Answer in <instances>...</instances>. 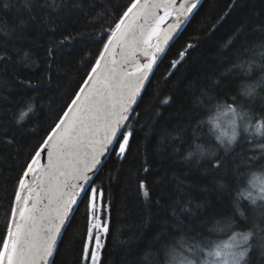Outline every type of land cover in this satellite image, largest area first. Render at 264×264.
<instances>
[{
  "label": "snow or ice",
  "instance_id": "obj_1",
  "mask_svg": "<svg viewBox=\"0 0 264 264\" xmlns=\"http://www.w3.org/2000/svg\"><path fill=\"white\" fill-rule=\"evenodd\" d=\"M201 6L202 0H107L99 5L97 0H0V15L15 12L14 23L0 28V69L5 73L15 66L18 44L30 39V30L61 33L59 44H48V58H54L59 45H70L77 37L67 31L65 19L73 14L95 13L91 27L99 44L94 55L81 58L82 75L43 135L33 129V142L19 145L13 134L18 128L0 123V156L14 151L17 159L22 157L0 235V264H57L60 244L82 204L85 228L78 264H104L111 203L96 177L113 157L115 164L126 161L133 124L145 115L137 109L155 69ZM244 7L240 0H229L208 34ZM198 42L194 36L183 46L165 79ZM30 60L24 51L15 63ZM217 64L189 86L177 113L182 120L175 125L165 115L176 103L174 96L157 94L148 106L145 139L155 134L154 150L172 175L165 172L154 201L164 218L137 264H264V15L238 19ZM12 81L35 87L31 80ZM34 107L30 104L28 111ZM169 140L183 147L169 144V153ZM181 157L182 170L176 165ZM142 171H150L147 148ZM107 177L113 178L112 170ZM149 187L146 179L138 181L146 203L151 201ZM213 194H227L229 213L205 215ZM201 220L210 226H201Z\"/></svg>",
  "mask_w": 264,
  "mask_h": 264
},
{
  "label": "trees",
  "instance_id": "obj_2",
  "mask_svg": "<svg viewBox=\"0 0 264 264\" xmlns=\"http://www.w3.org/2000/svg\"><path fill=\"white\" fill-rule=\"evenodd\" d=\"M106 2L107 0H97L98 5ZM117 2L126 3L127 0H117ZM228 3L229 0H202V6L194 13L191 22L186 25L178 39L171 43L167 55L155 69L151 83L147 86V91L137 109L145 115L139 123L133 124L134 142L126 161L115 164L113 157L96 177L97 186L104 188L105 198L111 203V234L106 242L104 264H137L140 258L139 254L146 245L152 242L153 236L158 230L157 225L165 215L163 209L158 208L154 201L161 195V182L165 172L167 171V175L171 177L172 171L171 166L162 160L161 154L154 150L155 134L149 136L147 140L145 139V132L150 130L145 127L148 106L155 101L157 94L160 96L172 95L176 98V103L168 109L165 115L171 119L173 125L181 121L182 117L177 113L180 111L181 102L190 92L189 86L212 69L218 68L217 60L221 46L230 35L231 29L236 25L238 19L247 15H264V0H240V3L245 6L244 11L240 12L234 9L221 22L218 31L209 35L206 29L216 17L223 14ZM94 15L93 11H88L87 16L73 14L65 19L67 31L73 32L77 38L70 45H59L54 58L47 57L46 49L49 43L59 44V40L62 38L61 33L47 32L45 35H38L34 30H30V39L23 41L22 47L18 44V57L14 58L15 66L8 67L6 73L0 69V89H2L0 90V123L13 129L18 128L13 134L19 145L33 142V129L36 130V134L43 135V130L50 122L53 113L59 110L64 100L76 87V82L82 75L78 71L81 58L87 57L88 54L94 55L99 47L96 42V33L91 27V18ZM210 17L212 19H209ZM14 18V11L0 15V28L12 25ZM194 36L199 37L197 46L189 51L185 62L177 66L173 75L165 79L171 70V60L177 58L178 52ZM24 51L29 52L31 60L15 63L16 59L23 57ZM32 61H36L38 66ZM26 63L27 66H25ZM48 63L52 64L50 69ZM49 72L50 78H48ZM12 77L31 80L35 87L17 85L12 81ZM30 104L35 106L33 112L28 111ZM22 113H26V115L21 120ZM17 120H20L19 125L16 124ZM187 135L191 136L190 130ZM196 143H201V141L193 143L192 150L195 149ZM169 144L183 147L179 141H166L165 147L169 153L171 151L168 147ZM146 148L148 166L150 167L148 173L142 171ZM21 162L22 157L17 159L14 151L0 156V235L4 231L5 213ZM190 163L194 168L195 161ZM176 165L181 170L184 168L182 157L176 160ZM109 170L113 171L111 180L107 177ZM140 179H146L150 186L151 201L148 203L145 202L142 193L138 190ZM208 200L211 203L205 212L206 216L210 217L213 213L230 212L227 194L220 196L213 194L208 197ZM83 213L84 205L82 204L72 226L60 244L57 264H78L77 256L85 228ZM149 218L151 219L149 220ZM198 223L203 227L210 226L204 220ZM123 241H127V243H123ZM177 264H179V260Z\"/></svg>",
  "mask_w": 264,
  "mask_h": 264
},
{
  "label": "rangeland",
  "instance_id": "obj_3",
  "mask_svg": "<svg viewBox=\"0 0 264 264\" xmlns=\"http://www.w3.org/2000/svg\"><path fill=\"white\" fill-rule=\"evenodd\" d=\"M221 122L222 124L224 125V127L226 128L227 127V117H221Z\"/></svg>",
  "mask_w": 264,
  "mask_h": 264
}]
</instances>
